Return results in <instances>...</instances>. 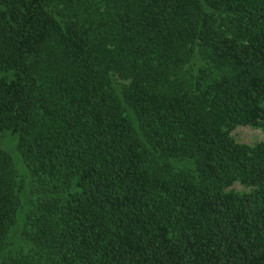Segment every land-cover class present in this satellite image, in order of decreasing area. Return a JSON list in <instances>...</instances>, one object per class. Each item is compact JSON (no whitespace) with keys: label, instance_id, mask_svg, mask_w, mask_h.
Returning <instances> with one entry per match:
<instances>
[{"label":"trees","instance_id":"trees-1","mask_svg":"<svg viewBox=\"0 0 264 264\" xmlns=\"http://www.w3.org/2000/svg\"><path fill=\"white\" fill-rule=\"evenodd\" d=\"M240 125L264 0H0V264H264Z\"/></svg>","mask_w":264,"mask_h":264},{"label":"rangeland","instance_id":"rangeland-1","mask_svg":"<svg viewBox=\"0 0 264 264\" xmlns=\"http://www.w3.org/2000/svg\"><path fill=\"white\" fill-rule=\"evenodd\" d=\"M230 135L232 136V138H234L235 141L246 145H254L256 143L264 141V132L261 129V127L258 126L240 125L232 129L230 131ZM11 137L12 140L7 139V141L5 140L4 144L2 145L0 144V146L9 152V154L13 159L15 169L24 179L27 172L16 148L17 137L16 135H11ZM0 142H1V137H0ZM230 188L235 191H241V192L248 190V188L243 187L239 183H234ZM24 202H27V200L24 199Z\"/></svg>","mask_w":264,"mask_h":264}]
</instances>
